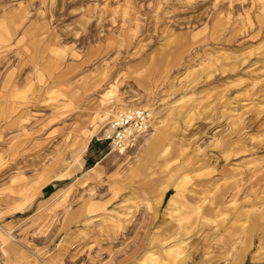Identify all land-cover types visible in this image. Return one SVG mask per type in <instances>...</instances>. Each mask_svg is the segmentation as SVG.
I'll use <instances>...</instances> for the list:
<instances>
[{
  "label": "rangeland",
  "instance_id": "374dc122",
  "mask_svg": "<svg viewBox=\"0 0 264 264\" xmlns=\"http://www.w3.org/2000/svg\"><path fill=\"white\" fill-rule=\"evenodd\" d=\"M11 86L0 264H264V0H0Z\"/></svg>",
  "mask_w": 264,
  "mask_h": 264
},
{
  "label": "built area",
  "instance_id": "2783aa9c",
  "mask_svg": "<svg viewBox=\"0 0 264 264\" xmlns=\"http://www.w3.org/2000/svg\"><path fill=\"white\" fill-rule=\"evenodd\" d=\"M149 127V114L139 109L121 113L113 119L111 148L126 145L132 136Z\"/></svg>",
  "mask_w": 264,
  "mask_h": 264
},
{
  "label": "crops",
  "instance_id": "0c3cea01",
  "mask_svg": "<svg viewBox=\"0 0 264 264\" xmlns=\"http://www.w3.org/2000/svg\"><path fill=\"white\" fill-rule=\"evenodd\" d=\"M38 78H39L38 81L40 82L41 81V78H43V77H42L41 74H39V77ZM13 87H14V84H13ZM13 90H14V88L12 89V86H11L10 93L6 94V96L3 95V94H1L0 95V98L3 99V100H8L9 99V103H7V104L18 103V101L16 102V98L18 97V93L19 92H17V91L15 92ZM14 110H16V107L13 106V105H11L10 106V109L7 111V115H6L7 118L10 117L13 114ZM11 124L14 125V122H12ZM91 150H92V146H91V144H88L87 147H86V149H85V154L87 156V158L85 159V163H87L90 160V158H94V156H97L98 155V154H95L97 150H95V152H91Z\"/></svg>",
  "mask_w": 264,
  "mask_h": 264
},
{
  "label": "bare ground",
  "instance_id": "6f19581e",
  "mask_svg": "<svg viewBox=\"0 0 264 264\" xmlns=\"http://www.w3.org/2000/svg\"><path fill=\"white\" fill-rule=\"evenodd\" d=\"M145 131H146V130H145ZM145 131L138 132L137 134H141V133H143V132H145ZM123 147H124V146H123ZM114 148H115V147H114ZM114 148H113V149H114ZM121 149H122V148H121Z\"/></svg>",
  "mask_w": 264,
  "mask_h": 264
}]
</instances>
